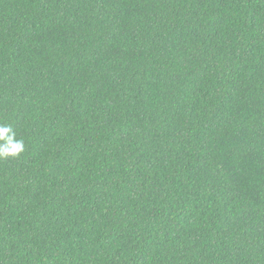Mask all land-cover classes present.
Returning <instances> with one entry per match:
<instances>
[{
  "label": "trees",
  "instance_id": "16d2710c",
  "mask_svg": "<svg viewBox=\"0 0 264 264\" xmlns=\"http://www.w3.org/2000/svg\"><path fill=\"white\" fill-rule=\"evenodd\" d=\"M0 264H264V0H0Z\"/></svg>",
  "mask_w": 264,
  "mask_h": 264
},
{
  "label": "clouds",
  "instance_id": "9594fccd",
  "mask_svg": "<svg viewBox=\"0 0 264 264\" xmlns=\"http://www.w3.org/2000/svg\"><path fill=\"white\" fill-rule=\"evenodd\" d=\"M26 150L25 141L17 137L16 131L0 124V160L18 159Z\"/></svg>",
  "mask_w": 264,
  "mask_h": 264
}]
</instances>
